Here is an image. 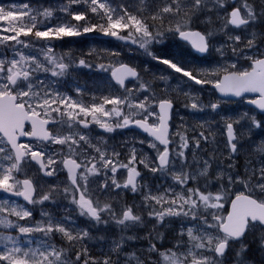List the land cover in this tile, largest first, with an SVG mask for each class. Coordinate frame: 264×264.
I'll return each mask as SVG.
<instances>
[{
    "label": "snow or ice",
    "instance_id": "obj_1",
    "mask_svg": "<svg viewBox=\"0 0 264 264\" xmlns=\"http://www.w3.org/2000/svg\"><path fill=\"white\" fill-rule=\"evenodd\" d=\"M259 9L254 0H124L118 4L64 0L56 8L0 5V192L25 202L0 197V264H224L229 252L234 264H250L245 239L257 228L264 230V139L257 142L252 132L260 129L256 135L264 136V120L247 113L235 119L222 117L226 163L202 155L201 142L214 139L211 123H201L203 130L190 138L186 128L172 132L169 121L176 92L183 94L184 107L192 114L219 115L220 104L205 105L199 94L208 85L222 96L257 93L258 98L248 102L264 114V36L249 31L264 23V3ZM214 15L222 22L219 31L226 35L241 31L248 38L228 35L217 47L213 44L217 30H200V25L213 24ZM94 32L136 46L164 69L152 80H144L129 64H93L55 50V41ZM167 38L182 41L199 54L214 48L226 62L198 70L189 66L183 54L152 51ZM119 55L112 51L99 58ZM244 63L247 67L241 66ZM79 68L108 73L107 86L92 91L77 85L71 94L61 91V80ZM132 82L134 86L127 87ZM157 83L163 85L159 91ZM26 124L31 125L30 131L25 130ZM245 126L247 135L239 131ZM93 127L105 134L135 127L150 138L147 143L155 156L141 153L138 158L133 146L122 162L120 153L109 151L106 141L90 135ZM21 137L31 139L21 142ZM246 144L252 155L241 171L236 160ZM139 165L172 183L156 185L155 190L140 183L144 177ZM121 169L127 173L123 182L117 180ZM60 173L65 180L45 190L41 180ZM122 190L139 193L140 204H121L111 198ZM61 201L91 228L119 230L103 258L92 256L86 247L73 257V248L93 237L89 228H78L67 211L57 216L45 210L46 204L55 207ZM229 202L230 210L225 208ZM37 205L40 220L33 215ZM145 215L155 225L179 224L172 247L161 251L151 242L163 240V234H124L143 227ZM56 236L67 247L58 245ZM257 239L264 250V231ZM140 240L149 242L146 249L125 251ZM235 244L240 247L234 248Z\"/></svg>",
    "mask_w": 264,
    "mask_h": 264
},
{
    "label": "rangeland",
    "instance_id": "obj_2",
    "mask_svg": "<svg viewBox=\"0 0 264 264\" xmlns=\"http://www.w3.org/2000/svg\"><path fill=\"white\" fill-rule=\"evenodd\" d=\"M116 4L124 2V0H115ZM39 2V3H37ZM42 2V3H41ZM64 0H55V1H44V0H0V5H23L24 3H30L32 6H39L43 5L44 7H52L56 8L57 5L63 3ZM131 2V0H128ZM253 2V0H250ZM255 4L257 5V11H259V5L264 3V0H254ZM230 10V9H229ZM2 23V22H0ZM222 22L217 20L216 16H213V24L212 25H200V30H204L206 27H211L217 30V35L213 39V44L219 47L220 44H223L227 40L228 35H241L242 39H247L248 34L241 31L232 32L229 31L227 35L224 32L219 31L221 29ZM264 23L256 24L250 27L249 31H256L258 34L264 36L263 31ZM97 36L98 38H102V40L92 39L90 36ZM55 50L58 54H68L74 59L78 60L79 58H84L93 64L97 63H116L117 61L122 63H128L132 66L137 67L140 70L141 76L144 80H152L153 74L159 75L160 72L164 69V66L157 64L155 61L151 59L148 55H146L142 50H139L134 45L125 46V44L121 41H114L107 36H104L99 33H89L86 35H82L79 37H66L63 40L55 41ZM166 45V46H165ZM186 45L180 41H177L173 38H167L164 44L156 45L152 51H154L157 55H167V54H183L185 55L182 50H186ZM116 51L119 52L120 55L115 59H100V56H107L109 52ZM185 52V51H184ZM186 53V52H185ZM225 55L231 58V52L226 50ZM199 61L193 60L192 62H188L189 66L195 69H212L216 66L225 63L226 61L222 59L219 54L215 51V49H211L207 54H203L198 56ZM230 62V61H229ZM242 67H247V64L244 63L241 65ZM145 69H148L145 72ZM97 70L95 68L88 69V68H79L71 73L70 76L61 80L60 84L58 85L61 91H68L70 94L73 92L74 88L79 85L84 87L86 90H96L97 88H104L108 84V73H105L106 79L100 80L99 83L93 80L90 76H92V71ZM98 71V70H97ZM101 73V72H100ZM103 74V73H102ZM173 87L175 88L176 84L175 81L172 82ZM135 82L129 83L127 87L132 88ZM199 88V86H195ZM163 88L162 84L157 83V91ZM187 91V89H185ZM200 96L202 101L205 105L211 103H219L220 108L218 109L219 115L215 112H207V113H200V114H192L189 109L184 107L185 99L182 93L176 92L173 95L176 97L174 99V108L172 110V117L170 121L171 131L176 132L178 129H188V135L191 136L198 134L199 131L203 130L199 127L201 123L204 121H208L212 124V136L214 137L213 140H210L209 143L201 142V149L202 155L204 158H207L209 155H214L218 160H225V157L228 156V151L226 150V136H225V127L222 117H231L233 119L241 116L242 114L247 113L249 116H255L259 120H264V115L258 116L255 110H253L250 106L245 103V100L248 98L241 99V102L238 103L236 100L232 99H222L220 98L216 91L212 88L211 85L204 86L203 89L200 91ZM96 129L94 132L91 131L90 135L96 139H102L103 141L107 142L109 146V151L115 150L120 153V160L122 162L127 161V157L131 148L134 146L137 149L138 158L142 153L144 156L149 158H154V150L148 146L147 141L150 139L145 134H142L138 131L133 130L132 128H125V129H118L113 133L105 134L102 130L94 127ZM239 131L244 132L247 135V127L240 128ZM261 132L260 129H253L252 137L259 142L261 139H264V136L256 135V133ZM207 134V133H206ZM96 139L93 142H96ZM143 140L145 143L141 144L140 141ZM248 146L245 145V149L241 151L239 158L236 160V163L241 171L244 169V165L246 160L252 155L250 152H247ZM215 150V151H214ZM143 166V165H142ZM146 180H141V183H147L149 186L153 187L155 190L156 185H163L168 186L172 183L170 178L153 175L152 173L148 172L144 169L143 172ZM126 171L121 169L117 174V180L123 182L126 178ZM65 180V176L63 173L58 174L55 178H43L41 183L45 185V190L49 185L57 184L60 181ZM94 187V185H93ZM214 190V189H213ZM135 194V193H134ZM0 197H5L0 195ZM9 198V197H8ZM113 200H118L121 204L125 203V191L113 192L111 195ZM141 198V197H140ZM11 199V198H9ZM101 199H105V197H101ZM14 200V199H11ZM17 201V200H16ZM18 203H23L21 201H17ZM141 201L135 200V204L139 205ZM46 204L45 210L49 211V207ZM66 211L75 219L76 226L78 228H89L90 225H87L86 220L82 224L78 222L83 217H79L74 208H71L66 201H61L57 206L54 207V214L57 216H63ZM144 210L141 209V212ZM40 212L41 208L37 205L33 209V215L35 220H40ZM50 212V211H49ZM222 214L226 215V212ZM155 224L154 220H146V223L143 229H147L148 226ZM159 226V225H158ZM159 229H163L164 231L170 232L172 237L165 238L164 241V248L161 251L172 247L173 243L176 242V233L179 231V224L177 222L165 223L164 226H159ZM169 228L172 231H169ZM91 231V228H89ZM137 230V228L133 229ZM163 231V232H164ZM264 231L259 228L256 229L255 232H250L248 234L250 240L255 244H259L257 237L260 235V232ZM101 233V236L105 237V240L95 239L93 242L92 240H84L81 243H78L75 248H73V257L75 251L79 250L81 247H86L89 253L96 257V258H103V256L107 253L108 248L110 247V241L120 235L119 230L115 226H110L107 230L101 229L98 231ZM138 232V230H137ZM125 235H128L124 233ZM130 235H135V231H131ZM55 242L58 245L67 247V244L62 243L61 238L59 236L55 237ZM246 243V239H245ZM166 244H170L166 247ZM234 248L238 249L240 247L239 244L233 245ZM147 246L141 247L138 244H134L132 242L125 251H131L132 249H146ZM259 251L262 250L260 247ZM155 259V257H153ZM262 263L264 264V255L262 257ZM250 264H257L254 261L248 259ZM224 264H234L233 260V253L229 252L227 257L224 261Z\"/></svg>",
    "mask_w": 264,
    "mask_h": 264
},
{
    "label": "flooded vegetation",
    "instance_id": "obj_3",
    "mask_svg": "<svg viewBox=\"0 0 264 264\" xmlns=\"http://www.w3.org/2000/svg\"><path fill=\"white\" fill-rule=\"evenodd\" d=\"M44 1H55V0H44ZM263 31H264V26H263ZM202 31V30H201ZM180 42H182V41H180ZM182 43H184V42H182ZM185 44V43H184ZM186 45V44H185ZM186 47L187 48H185L186 50H182V52L185 54L184 56H183V58L187 61V62H192L193 60H197V61H199V59H198V56H201V55H203V54H199V53H196L194 50H192V49H190L189 48V46L188 45H186ZM186 53H185V52ZM137 68V67H136ZM139 70V69H138ZM139 72H140V70H139ZM97 73H100L99 71H97V70H93L92 71V76L95 78V79H97L96 80V82L97 83H99V80H98V78H100V77H97ZM101 74V76L102 75H104L105 73H100ZM107 80H108V78H107ZM96 82H95V84H96ZM129 84V83H128ZM127 84V85H128ZM119 94V93H118ZM249 96H245V97H243V98H239V99H237L236 101L238 102V103H240L241 102V99H244V98H248ZM256 98V96H254V97H249L248 99H246L245 100V103L248 105V106H250L253 110H255V112L257 113V115L258 116H261V115H264V114H262V113H260L257 109H255L253 106H251L250 104H248L247 103V101H249V100H251V99H255ZM96 129H94V127H93V129L91 130V131H95ZM154 156H155V154H154ZM139 167V170L142 172V174H143V172H144V167L142 166V165H139L138 166ZM64 176H65V174H63ZM143 179L144 180H146V178H145V176H144V174H143ZM49 178H55V177H49ZM140 183H141V181H139ZM125 191V203H127V204H135V200H137V201H141V196H140V194L139 193H133V192H131L130 190H124ZM229 204H230V202L229 203H227V204H225V208L226 209H229ZM136 205V204H135ZM148 218H147V216L145 215V220H147ZM154 225L155 224H152L151 226H148V228L147 229H143V228H139V227H137V230H138V232H137V230H131V231H135V235H137V236H140V237H144V236H147V235H149V233H151L153 236H158V234H163V240H160V239H153L151 242L152 243H155V244H157V247L158 248H160V250L161 249H163L164 248V241H165V238H168V237H172V234H170V232L168 233V231H164L162 228L161 229H159L158 227V225H155V227H154ZM131 231H128V235H130V232ZM164 231V232H163ZM169 231H172V229L171 228H169ZM126 234H127V232H126ZM148 241L147 240H140V241H135L134 242V244H138L139 246H141V247H145V246H147L148 247ZM161 244L163 245V247H161ZM170 244H166V247H168Z\"/></svg>",
    "mask_w": 264,
    "mask_h": 264
},
{
    "label": "trees",
    "instance_id": "obj_4",
    "mask_svg": "<svg viewBox=\"0 0 264 264\" xmlns=\"http://www.w3.org/2000/svg\"><path fill=\"white\" fill-rule=\"evenodd\" d=\"M37 3H39V2H37ZM113 3L116 4V1L113 0ZM91 34H93V33H91ZM86 36H87V34H86ZM90 37L92 39L102 40V38H98L97 36L94 37V36L91 35ZM107 75L104 74V75L101 76L100 73H97V77H100V78H98V80L100 81V80L106 79ZM90 77L93 78V80H95V82H96L97 79H95L93 76H90ZM48 207H49V211L53 213L54 212V207L52 205H48ZM67 212H70V211H67ZM73 220H75V219L73 218ZM78 222H80L82 224L83 222H85L84 218L80 219ZM86 224L89 225L88 223H86ZM89 228H91V227L89 226ZM90 234L93 237L92 238L93 242L95 241V239H98V237H101V233L99 232V234H98V231L96 229H94V228H91ZM92 239H88V240H92ZM246 243L248 244V248H249V251L247 253V259H250L251 261H254L257 264L262 263V261H263L262 257L264 255V250H260L259 251V248H258L259 244H255L254 242H252L248 235L246 237Z\"/></svg>",
    "mask_w": 264,
    "mask_h": 264
},
{
    "label": "water",
    "instance_id": "obj_5",
    "mask_svg": "<svg viewBox=\"0 0 264 264\" xmlns=\"http://www.w3.org/2000/svg\"><path fill=\"white\" fill-rule=\"evenodd\" d=\"M109 38H111V37H109ZM111 39H113V40H115L114 38H111ZM118 41V40H117ZM126 64H128V63H126ZM130 65V64H129ZM130 66H132V65H130ZM134 67V66H133ZM138 70V69H137ZM216 93H217V95L220 97V98H222V99H232V100H237V99H239L240 97H234V96H222L220 93H218L217 91H216ZM245 96H250V97H253V96H256V98H258V94L257 93H246V94H244V97ZM255 98V99H256ZM250 101V100H249ZM247 103L248 104H250L248 101H247ZM251 106H253L255 109H257L260 113H262V111L258 108V107H256L255 105H252V104H250ZM171 117H172V113H171ZM171 117H170V121H171ZM170 121H169V123H170ZM27 126H29V129L31 130V125L30 124H26L25 125V130L27 129ZM132 129H134V130H136V131H138V132H140V133H142V134H145V133H143L141 130H139V129H137V128H135V127H131ZM29 130V131H30ZM170 130H171V126H170ZM27 131V130H26ZM145 135H147V134H145ZM225 136H226V131H225ZM31 138H29V137H21V142H23V141H29ZM226 139H227V137H226ZM47 178H49V177H47ZM0 194H4V195H7V196H9L8 194H5V193H3V192H0ZM9 197H11V198H16V199H20V200H22L23 201V199L21 198V197H14V196H9ZM228 210H230V204H229V209Z\"/></svg>",
    "mask_w": 264,
    "mask_h": 264
}]
</instances>
